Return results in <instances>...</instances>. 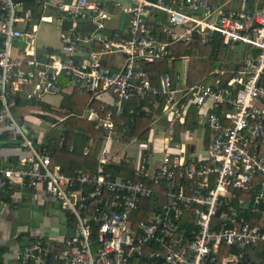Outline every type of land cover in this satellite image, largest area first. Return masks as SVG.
<instances>
[{
    "label": "built area",
    "instance_id": "1",
    "mask_svg": "<svg viewBox=\"0 0 264 264\" xmlns=\"http://www.w3.org/2000/svg\"><path fill=\"white\" fill-rule=\"evenodd\" d=\"M247 1L238 9L216 0H0V116L29 147L23 160L34 163L0 164V189L43 188L76 219L70 234L26 240L20 264H241L247 250L264 245V0ZM42 23L57 27L50 43L39 39ZM214 42L243 45V58L190 82L198 45ZM163 62L167 69L159 71ZM75 91L91 94L79 116L96 120L106 141L118 137L112 116L128 103L136 102L129 113L163 119L159 167L151 170L147 156L133 176L113 177L105 149L95 171L53 168L47 148L32 147L12 108L21 98ZM193 106L197 133L207 139L197 153L184 149L194 131L180 129L182 142L175 137ZM50 116L53 127L65 119ZM149 182L165 188L135 221L155 193ZM225 245L233 250L223 252Z\"/></svg>",
    "mask_w": 264,
    "mask_h": 264
},
{
    "label": "crops",
    "instance_id": "2",
    "mask_svg": "<svg viewBox=\"0 0 264 264\" xmlns=\"http://www.w3.org/2000/svg\"><path fill=\"white\" fill-rule=\"evenodd\" d=\"M216 1H222V2H227L228 5H231L235 8H242L245 5V2L247 0H216ZM249 1V0H248ZM247 3L251 6L252 2L254 0H251V2ZM119 23V20H113L110 22L111 25H115ZM41 42H43L41 40ZM42 44V43H41ZM200 53V51H199ZM191 64V63H190ZM223 64V63H221ZM176 68L178 70L183 69V65L181 64V61L177 62ZM87 93V92H86ZM74 94V93H73ZM71 94V95H73ZM71 95H56V94H48L46 95L42 100L37 101L34 99H25L21 98L17 101L16 106L12 108V111L15 115V117L18 118V123L23 131V134L28 137V139L31 141L32 147H35L36 149H41L42 148V143L47 139V137L44 138H38V134L33 133L31 129H27L25 127V130L27 133H30L31 136H28V134L25 132L24 128L22 127L23 123H38L41 126L49 129L51 125L47 122L46 118L51 117L50 115L57 114V115H63L65 117L64 120H66L68 117L65 116L64 114L58 113V112H53L56 109H60L62 105H64L65 98L67 96ZM91 95V94H90ZM47 96H60L62 98V103L59 104L58 106H55L52 104V101H48L45 98ZM112 96L110 94L106 95V98L110 99ZM101 101L97 100L94 102V105L99 109L101 105ZM47 104L49 105L52 109H47L44 107V105ZM129 107L136 105V102L128 103ZM3 103L0 101V109L2 108ZM122 115H113L112 120L114 123V131L117 134L118 137H113V139H110L109 141L105 140V136L100 128L97 126V121L94 119H89L86 117H79L83 118L87 121H91L95 123V127L100 130V141L97 144V151L93 154L90 153V147L96 144V139L94 136L90 135V132L84 131V136L86 135L87 137H90L88 142L85 143L84 139H78V146L79 148L81 147L82 154L80 156V159L83 161V167L78 166L77 169L74 171L72 169V165L70 163V160L58 157V159H55L54 156L50 155L51 157V166L54 168H59L63 172H65L68 175H73L76 174L79 171L83 172H91L97 170L99 166V157L102 151L105 149H110L112 150L113 145H118V142L120 139L124 140L122 142H119L121 146L125 147L126 145H130L131 147H134V150L128 154L127 151H124L118 159H114L111 157L110 162L108 165H106V170L108 166L114 165L112 168L119 170L120 172L116 174V177L118 178H124V177H131L134 175V171L136 167L140 164V162L148 156V162L147 166L151 168V170L157 169L159 167V164L161 163L164 151L162 147V143L164 137L167 135V130H164V127L166 126V123L163 122L161 123L160 126L162 127L159 131H153V125H150V131H149V136L146 141L139 140L138 135H134L131 138H125V132L127 129V122L125 121H117V118L123 117L125 114H128V108ZM29 108L30 113L38 115L37 119H33L31 117L26 118L24 116V113L22 112L23 109ZM192 109V108H191ZM191 109L188 112L187 117L185 118L184 122L179 123L176 128V140L179 142L180 141L178 138V131L182 128H187L190 129L189 127H186L187 121L190 119V112ZM38 112H37V111ZM39 111H42V113H39ZM60 111V110H59ZM43 112H49L48 114H44ZM196 121L197 124L194 129H190L194 131V136L189 138L188 140L191 142L185 141L184 144V149L188 150L189 152H199L202 147L203 143L201 140L200 135H198L197 126H198V119H199V109L196 107ZM101 114L105 115V112H101ZM41 118V121L39 120ZM53 118V117H52ZM54 119V118H53ZM55 120V119H54ZM63 120V121H64ZM55 126L54 128L63 130L64 126L62 122ZM118 123H120L118 127ZM44 124L49 125L46 127ZM165 124V125H164ZM60 126L62 128H60ZM120 128V129H119ZM203 130V128H202ZM11 124L10 121L2 118L0 116V164L5 166V167H14V168H33L34 163L30 161L23 160V158H26L31 155L30 150L28 149L29 147L23 146L22 143L24 139L22 137L20 138H12L11 136ZM131 142V143H130ZM142 146H140V144ZM204 143H207V139L203 140ZM77 143V142H76ZM75 140H70L68 144V149L69 151H73L75 149ZM129 143V144H127ZM175 146V145H174ZM45 147V146H43ZM142 147V148H141ZM157 149L161 150L162 156L160 158H157V154L160 153L157 151ZM100 150V153H99ZM58 154H61L59 151ZM124 158H128L130 160H124ZM95 163V165H94ZM132 164V169L131 173L129 170L125 169L124 167H120L121 164ZM61 166H66L68 168L67 171H73V173H67V171H64V169ZM70 166V169H69ZM73 166H77V164H74ZM118 166V167H117ZM111 174H113L111 171L107 170ZM129 172V174L127 173ZM149 186L154 187L155 189V196L158 195L159 192L164 190L165 182H162L160 185L153 184L149 182ZM7 190H12V193H10V199L6 200L4 197L7 195V191L3 189H0V264H20V255H21V250L19 251V248H22V245L25 244L26 240H30L33 238L35 235L42 234L44 236L46 235H54L56 237H60L64 234H70L76 225V219L74 218H68V213L63 211L59 201H57L54 197L50 196L47 194L46 190L43 188H30V187H25L17 183L14 188L9 189L6 188ZM3 191V192H2ZM16 191L18 193L17 198L13 197V192ZM154 196V198H155ZM147 199V198H146ZM146 199H144L140 205V208L137 209L133 215V219L137 221L140 218H146L148 214L150 213L151 210H153L154 205L156 203L153 202V204L149 202H144ZM155 200V199H154ZM50 203L49 207V215L54 220L60 222L62 224V229L59 227H52L51 220L49 219V215L46 214V205ZM52 211V214L50 212ZM54 212V214H53ZM59 214V215H58ZM30 215L34 216L31 218H28ZM27 217L26 219H24ZM29 219V220H28ZM30 221L32 224L33 220L36 221L37 224L33 225L32 228L29 227L25 221ZM224 247V246H223ZM222 249L224 250V248ZM263 246H257L254 248H250L247 250L246 255L244 259L242 260L241 264H243L244 260L247 258L250 259H256L260 263L264 264V257H262L261 253L263 250ZM222 250V251H223ZM225 252V251H223Z\"/></svg>",
    "mask_w": 264,
    "mask_h": 264
},
{
    "label": "trees",
    "instance_id": "3",
    "mask_svg": "<svg viewBox=\"0 0 264 264\" xmlns=\"http://www.w3.org/2000/svg\"><path fill=\"white\" fill-rule=\"evenodd\" d=\"M248 2L250 3L251 0H249ZM155 28L158 30L159 27L155 25ZM161 38L166 39V36L161 35ZM223 45L224 44H222V42H214V43H209L207 45L199 44L198 46H199L200 53L203 52L205 49H208L207 51L211 52L210 55L214 56L213 58L216 61L215 53L221 52ZM179 49L183 50V52L185 53L193 54V51L187 50V48L182 43L181 44L179 43ZM211 59L212 58L206 59L207 62L205 63V65L202 64V61L204 60L202 57H198V58L194 57L191 60L190 69H189L190 82L195 81L197 77L202 76L208 71L215 69L217 66H223V64L217 65V63H215ZM165 69H167V65L166 63L163 62L162 65L159 67V71L160 70L163 71ZM90 99H91L90 93H86V92L75 91L73 95L67 96L65 98L66 103L62 105V107H65V108L61 109L62 108L61 107L60 109L55 110L56 112L64 114L67 117L69 116L66 120L62 122L64 126L63 130L56 129L60 133V137L63 139L62 144H59V140L55 137L47 138L44 141V143H42V145L47 148L48 153L54 156L55 159H58V157H61V158L70 160V163L73 165L77 164V166H73V165L71 166L72 167L71 170L73 171L77 169L78 166L83 167V161L80 159V156L83 153L82 152L83 149L81 147L79 148L78 139L82 138L85 140V143H86L88 142L90 138V137H87L86 135L84 136L83 132L84 131L90 132V135L94 136V138L96 139L95 141L96 144L90 147V153L94 154L97 151V144L101 140L99 137V134L101 131L95 127V123L91 121H87L78 116L79 114H82L86 105L89 104V102L91 101ZM44 107L47 109L49 108L51 110H54L47 104H45ZM191 108H190L191 109L190 119L187 121L185 126L189 127L190 129H194L197 124V121L195 119L196 107L193 106ZM151 116H152L151 114L146 113L141 110L138 114H134V113L125 114L123 117L117 118V121L127 122V129H126V132L124 133L125 138L128 139L134 135H138L139 140L146 141L149 136ZM131 118H133V120H131ZM119 125L120 123H118V127ZM73 139L75 140V143L77 142L75 145L76 147L73 151H69L68 144H69V141ZM59 151L61 152V154H58ZM113 166L114 165L108 166L107 170L113 173L112 174L113 177H116V174H118L120 171L113 169L112 168ZM61 167L64 169V171L68 170L66 166H61ZM120 167H124L125 169L129 170L131 173L132 164L124 163V164H121ZM69 169H70V166H69ZM71 170L67 171V173H73V171ZM127 173L129 174V172ZM25 187L27 186L25 185ZM4 190L7 191V195H5L4 198L6 200H9L11 198L10 193L12 190H7L6 188H4ZM154 196L155 194H153L152 197L147 198L144 202L147 201L153 204V202H155ZM223 248H224L223 251L225 252L233 250L232 247H229L226 245ZM261 255L262 257H264V247H263ZM243 262H244L243 264H262L258 260L250 259V258L245 259Z\"/></svg>",
    "mask_w": 264,
    "mask_h": 264
},
{
    "label": "rangeland",
    "instance_id": "4",
    "mask_svg": "<svg viewBox=\"0 0 264 264\" xmlns=\"http://www.w3.org/2000/svg\"><path fill=\"white\" fill-rule=\"evenodd\" d=\"M57 32H58V30H57V27L55 26V24L42 23V25L40 26V29H39V39L44 41L45 43H50L56 38ZM243 49H244L243 45L227 44V45H223L221 52L215 53L216 54V56H215L216 61L213 58L214 56L210 55L211 52L207 51L208 49H205L203 52L197 54L195 57H197V58L202 57L204 59L202 61V64H204V65L207 62L206 59H208V58H212L211 60H213L215 63H217V65H220L224 61L235 62V61H238L239 59L241 60L243 58ZM211 60H209V61H211ZM45 99L48 101H52V104L55 106H58L59 104L62 103V98L60 96H47ZM64 108L65 107H62L61 109H64ZM22 112L24 113V116L26 118L31 117L33 119H37V117H38V115L30 113L29 108L23 109ZM53 112H56V111L54 110ZM59 116H63V115H59ZM46 120L51 125V127L49 129L41 126L38 123H23L22 127L24 128V130H25V127L27 129H31L33 131V133L37 132L38 138H44V137H47V138L53 137L54 138L55 137L59 140V144H62L63 139L60 137V133L58 132V130H56V128H54L52 126L54 119L52 117H47ZM162 120L163 119H161L160 121L155 123L156 117L151 116L150 125H153V126L156 125V127H159L161 123L163 124ZM25 132L27 133L26 130H25ZM27 134H28V136H31L30 133H27ZM122 141H124V140L120 139L119 142H122ZM119 142H118V145L116 142V145H113L112 150H111L112 157L114 159H116V158L118 159L119 157H121V155L124 151H127L129 154L134 150V147H131L130 145H126L125 147H123V146H121V144H119ZM122 143H124V142H122ZM127 144H129V143H127ZM169 145H173V144H169ZM140 146H142V144H140ZM157 151L160 152L157 154V158H160L162 156L161 150L157 149ZM99 153H100V150H99ZM49 204L50 203H48L46 205V214L47 215H49V207H50ZM50 214H52V211L50 212ZM53 214H54V212H53ZM32 217H34V216L30 215L28 218L32 219ZM49 217H50V215H49ZM26 218L27 217H25L24 219H26ZM49 219L51 220V224H52L53 228L59 227L62 229V224L60 222L54 220V218L51 219V217ZM28 220L25 221V223H27L30 228H32L33 225L37 224L35 220L32 221L33 222L32 224Z\"/></svg>",
    "mask_w": 264,
    "mask_h": 264
},
{
    "label": "water",
    "instance_id": "5",
    "mask_svg": "<svg viewBox=\"0 0 264 264\" xmlns=\"http://www.w3.org/2000/svg\"><path fill=\"white\" fill-rule=\"evenodd\" d=\"M46 127H48L49 125H47V124H44ZM60 128H62L61 126H60Z\"/></svg>",
    "mask_w": 264,
    "mask_h": 264
}]
</instances>
